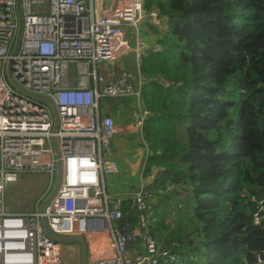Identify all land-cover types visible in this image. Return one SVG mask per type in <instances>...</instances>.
Segmentation results:
<instances>
[{
	"label": "built area",
	"instance_id": "2783aa9c",
	"mask_svg": "<svg viewBox=\"0 0 264 264\" xmlns=\"http://www.w3.org/2000/svg\"><path fill=\"white\" fill-rule=\"evenodd\" d=\"M144 5L145 0H0V264H82L76 242L49 238L42 218L55 237H81L89 248L92 239H106L107 255L91 253L86 264L194 260L161 248L150 235V204L156 196L164 197L166 184L157 180L156 189L150 188L154 177H144L141 170L134 191L113 192L106 185L108 178L121 174L108 147L127 129L119 130L114 118L100 110V100L134 99L139 117L130 131L140 132L148 115L140 109L137 31L134 47L123 32L125 26L136 30L145 17L160 26L158 13L145 12ZM129 53L135 57V74L119 68L115 82L99 89L97 65ZM8 65L15 86L7 80ZM35 96L53 103L56 121ZM58 161L59 187L42 212L40 203L30 212L5 208L9 184L26 174L53 179ZM127 199L132 200L135 226L121 211ZM254 220L259 223L258 215ZM257 264L264 259L258 257Z\"/></svg>",
	"mask_w": 264,
	"mask_h": 264
},
{
	"label": "trees",
	"instance_id": "16d2710c",
	"mask_svg": "<svg viewBox=\"0 0 264 264\" xmlns=\"http://www.w3.org/2000/svg\"><path fill=\"white\" fill-rule=\"evenodd\" d=\"M144 10L162 24L153 27L156 47L138 62L140 109L150 116L140 132L114 140L139 136L149 187L160 180L189 195L178 209L175 191L154 198L150 235L163 249L193 256L185 264H257L264 259V0H145ZM99 107L114 120L139 117L133 98H103ZM112 158L123 176L126 164ZM121 211L135 226L131 199ZM173 211L179 221L191 214L185 239L166 236Z\"/></svg>",
	"mask_w": 264,
	"mask_h": 264
},
{
	"label": "rangeland",
	"instance_id": "374dc122",
	"mask_svg": "<svg viewBox=\"0 0 264 264\" xmlns=\"http://www.w3.org/2000/svg\"><path fill=\"white\" fill-rule=\"evenodd\" d=\"M38 9V7H35ZM139 38V41L142 39V25L140 22L137 23L136 30L132 26H125L123 28L124 37L129 42L131 47L136 45L135 37ZM116 66L121 70L128 71L129 73L132 72L135 74L136 72V64H135V57L133 53L126 54L122 58L108 63H100L97 65V78H98V86L99 89L102 86L110 81L112 76L113 67ZM103 111V110H101ZM115 121L119 124L122 121V116L116 114ZM134 124L135 122H130ZM132 133H134L133 129H131ZM131 131H127L129 133ZM121 133V132H119ZM132 133L127 135L126 143L122 144L114 139L110 142L109 150L111 151V155L118 160H121L127 166V171L121 177H112L108 178L106 181L107 188L111 191L116 192L118 190H122L123 186L127 185V183H138L140 180V172L141 166L145 161V150L142 145L138 142L137 136ZM132 134V135H131ZM104 152V149H103ZM56 182V177L51 179L45 174H26L21 175L18 181L14 184H9L6 187L5 194H4V206L9 212H30L33 211L36 206L40 203L43 204L49 195L51 194ZM167 186V193L173 192L179 193V201L176 208L178 209L179 203L181 205L189 196L187 191L179 187V185L174 184H166ZM167 195L165 194L161 200H164ZM171 197V196H170ZM166 205L171 207L175 206L173 202L168 201ZM180 205V206H181ZM167 213V212H165ZM175 215V216H174ZM177 213L173 211L172 217H168L165 225L170 227L166 236H169L170 233H177L179 234L182 239L189 235L188 230L193 228V220L190 217V212L185 214V216L179 221V219H175L177 217ZM174 216V218H173ZM189 240L194 241V239L190 236Z\"/></svg>",
	"mask_w": 264,
	"mask_h": 264
},
{
	"label": "crops",
	"instance_id": "0c3cea01",
	"mask_svg": "<svg viewBox=\"0 0 264 264\" xmlns=\"http://www.w3.org/2000/svg\"><path fill=\"white\" fill-rule=\"evenodd\" d=\"M140 24L142 25V29H143L142 39L139 41V38H138V43L140 45L139 52H140V56H141V54L143 55L147 51H150V50H152V49H154L156 47V44H155V38L156 37H155V35L153 33V29L154 28L157 29L158 26H155L154 24H152L150 22V20L147 19V17L143 18L141 20ZM161 25L162 24H160V26ZM138 62H139V60H138ZM112 75H113V72H112ZM110 80H112V76H111ZM115 124H116V126H117V128L119 130L127 129V131H130L129 129L131 127V123L129 122V120L127 118H123L122 121L119 124H117L116 121H115ZM126 132L125 133H118L117 135L119 137L123 138L124 134H127ZM92 243H93V245L89 248V245L85 242V245H86V260L87 259L89 260V258L91 257V253H92V255H95V254L96 255H103V256L107 255L106 239L101 238V237H97V238L92 239ZM76 245H77V248H78L77 252L79 254V257L81 258L80 245L77 242H76Z\"/></svg>",
	"mask_w": 264,
	"mask_h": 264
},
{
	"label": "water",
	"instance_id": "95a60500",
	"mask_svg": "<svg viewBox=\"0 0 264 264\" xmlns=\"http://www.w3.org/2000/svg\"><path fill=\"white\" fill-rule=\"evenodd\" d=\"M148 19V18H147ZM20 22H19V26L21 28V17L19 18ZM18 44V41L16 43V45ZM119 71V68L114 66L113 67V75H112V80L111 82H115V79H116V76H117V73ZM6 77H7V80L15 86V84L13 83L12 79H11V75H10V72H9V65L7 66V69H6ZM35 99L39 100V101H42L44 102L45 104L48 105V107L50 108V111H51V114L53 116V119L56 121V112H55V108H54V105L53 103L49 100V99H46L44 97H39V96H35L34 97ZM150 115H147L146 118H149ZM55 155H56V158L59 159L60 158V155H59V152L57 150V148H55ZM60 177H61V165H60V162L58 161L57 163V173H56V182H55V186L51 192V194L49 195L48 199L41 205L39 211L42 212L45 205L51 201V199L54 197L58 187H59V183H60ZM41 223H42V227H43V230H44V233L49 237V238H52L54 240H58V241H61V242H77L79 243L80 245V248H81V263L82 264H86V245H85V240L81 237H72V238H62V237H55L53 236L48 228H47V225H46V221L44 218L41 219Z\"/></svg>",
	"mask_w": 264,
	"mask_h": 264
}]
</instances>
